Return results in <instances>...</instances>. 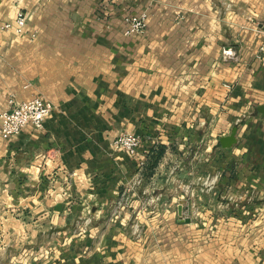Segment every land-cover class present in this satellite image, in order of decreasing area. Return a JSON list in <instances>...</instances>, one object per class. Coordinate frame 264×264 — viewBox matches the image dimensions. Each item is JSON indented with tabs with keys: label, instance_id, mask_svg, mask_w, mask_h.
<instances>
[{
	"label": "crops",
	"instance_id": "0c3cea01",
	"mask_svg": "<svg viewBox=\"0 0 264 264\" xmlns=\"http://www.w3.org/2000/svg\"><path fill=\"white\" fill-rule=\"evenodd\" d=\"M13 97L53 110L0 134V264H264V0H0Z\"/></svg>",
	"mask_w": 264,
	"mask_h": 264
},
{
	"label": "built area",
	"instance_id": "2783aa9c",
	"mask_svg": "<svg viewBox=\"0 0 264 264\" xmlns=\"http://www.w3.org/2000/svg\"><path fill=\"white\" fill-rule=\"evenodd\" d=\"M181 19V18H180ZM127 24L126 36L134 34H144L148 28V14L143 13L138 16H131L125 19ZM27 16L21 11L17 14L14 21L7 22L2 25L4 31H11L15 35H23L27 28ZM36 35L33 34L32 37ZM232 54L231 50L226 52ZM53 110L51 102L42 97H36L29 101H17L12 98L9 101V106L6 109L0 110V134L4 138H11L21 134L27 126H33L37 130L44 129V123ZM142 145V138L130 133H124L118 136L113 143L116 150H122L130 156H135L139 153ZM141 180L136 182L140 185ZM132 189L127 190L128 192ZM124 201H120L119 206H123ZM135 233H138L136 229ZM139 235V233H138Z\"/></svg>",
	"mask_w": 264,
	"mask_h": 264
},
{
	"label": "rangeland",
	"instance_id": "374dc122",
	"mask_svg": "<svg viewBox=\"0 0 264 264\" xmlns=\"http://www.w3.org/2000/svg\"><path fill=\"white\" fill-rule=\"evenodd\" d=\"M143 13H145V12H143ZM143 13H141V14H143ZM129 17H131V16H129ZM133 17V16H132ZM12 234H16V236H18V234H21V232L19 231V229L18 228H15L14 226L13 227H11L10 228V230H9ZM26 234L27 235H30V236H32V235H34V234H36V231L34 230V228H28L27 230H26ZM22 244H20V246H21ZM27 246H29V245H27ZM25 247L24 249L27 251V250H29L30 248H28V247ZM23 249V250H24ZM33 249H35V247H34V245L32 246V249H30L29 251H31V250H33ZM24 250V251H25ZM9 261H14V262H19L20 260H18V259H16V260H9ZM22 263H25V260H23V261H21ZM27 262H28V264H29V262H30V259H27ZM32 263L34 264V262L32 261Z\"/></svg>",
	"mask_w": 264,
	"mask_h": 264
},
{
	"label": "water",
	"instance_id": "95a60500",
	"mask_svg": "<svg viewBox=\"0 0 264 264\" xmlns=\"http://www.w3.org/2000/svg\"><path fill=\"white\" fill-rule=\"evenodd\" d=\"M233 134V136L226 137L221 140L223 147H230L235 143L236 132H234ZM180 210L182 211V207H180Z\"/></svg>",
	"mask_w": 264,
	"mask_h": 264
}]
</instances>
